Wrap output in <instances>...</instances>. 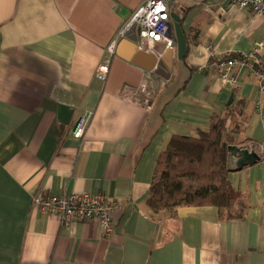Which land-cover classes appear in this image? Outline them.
Wrapping results in <instances>:
<instances>
[{
    "label": "crops",
    "instance_id": "1",
    "mask_svg": "<svg viewBox=\"0 0 264 264\" xmlns=\"http://www.w3.org/2000/svg\"><path fill=\"white\" fill-rule=\"evenodd\" d=\"M145 1L0 0V264H264V158L238 169L229 157L242 220L222 219L215 207L152 214L146 204L171 138L208 131L214 115L230 114L236 147L264 144L256 76L241 70L236 87H223L209 69L212 51L248 53L264 41V20L228 0H172L188 51L166 58L170 79L163 88L154 80L146 109L122 98L144 68L116 54L107 79L96 78ZM86 111L93 117L77 140ZM38 190L117 202L114 233L105 236L97 220L63 227L34 206Z\"/></svg>",
    "mask_w": 264,
    "mask_h": 264
},
{
    "label": "built area",
    "instance_id": "2",
    "mask_svg": "<svg viewBox=\"0 0 264 264\" xmlns=\"http://www.w3.org/2000/svg\"><path fill=\"white\" fill-rule=\"evenodd\" d=\"M228 2L232 7L240 11L249 10L264 20V0ZM171 11L172 0H146L122 25L107 49L106 59L96 71V78L105 81L119 44L134 37L133 43L137 51L153 55L157 64L151 70L144 69V80L137 87L123 93L122 98L130 103H138L146 109H150L154 101L155 89L152 85L156 79L160 88L165 87L167 83V79L158 73L161 69L159 63H165L166 58L174 56L177 49L176 41L171 34ZM165 67V73H170L166 63ZM209 69L223 87H236L241 70H247L255 75L263 98L256 102L254 111L264 121V41L256 42L248 53L215 54L212 51ZM92 117L93 113L90 111L81 115L73 131L75 139L82 140L85 137ZM249 147L250 152L264 154V144H258L255 151L252 145ZM33 204L41 214L57 218L63 227H68L73 221L97 220L105 236L109 237L114 233L113 215L119 205L102 194L45 195L43 190H38L33 197Z\"/></svg>",
    "mask_w": 264,
    "mask_h": 264
},
{
    "label": "trees",
    "instance_id": "3",
    "mask_svg": "<svg viewBox=\"0 0 264 264\" xmlns=\"http://www.w3.org/2000/svg\"><path fill=\"white\" fill-rule=\"evenodd\" d=\"M226 116L214 115L208 131L197 130L190 136H173L156 164V171L146 200L152 214L175 215L181 207H215L222 219H244L245 207L235 209L237 198L228 177L229 147L235 146ZM255 151L258 143L249 142L240 149ZM260 161L264 154H259Z\"/></svg>",
    "mask_w": 264,
    "mask_h": 264
},
{
    "label": "water",
    "instance_id": "4",
    "mask_svg": "<svg viewBox=\"0 0 264 264\" xmlns=\"http://www.w3.org/2000/svg\"><path fill=\"white\" fill-rule=\"evenodd\" d=\"M170 27L171 34L177 44L178 58L184 59L188 51V46L185 34L181 27V18L177 13H171ZM133 42H135L134 37H132L130 40L122 41L117 48L116 54L122 58L132 61L134 64L146 70L153 69L157 64L156 58L153 55L138 52L137 47ZM159 65L161 69L158 73L169 80L171 75L170 73H165V63L160 62ZM221 100H227L228 104L230 105L233 102V96L228 97L227 94H222ZM229 152L235 158H237L236 166L238 169H242L244 167H247L248 165L256 164L260 161V157L256 152H250L247 149H240L236 146H231L229 147Z\"/></svg>",
    "mask_w": 264,
    "mask_h": 264
}]
</instances>
